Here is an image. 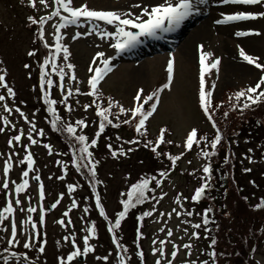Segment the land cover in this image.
<instances>
[{
	"label": "rangeland",
	"instance_id": "1",
	"mask_svg": "<svg viewBox=\"0 0 264 264\" xmlns=\"http://www.w3.org/2000/svg\"><path fill=\"white\" fill-rule=\"evenodd\" d=\"M77 2L83 3L84 0H77ZM158 2L159 0H87L89 6L97 10L133 14L139 12V9L133 7L136 4L154 5ZM50 3L54 6V0H50ZM198 7L202 9L204 17L199 19L197 25L185 30L180 42L172 49L153 55H141L140 58H136L137 55L129 56L125 52L112 62V71L99 85L102 101H96L102 102L104 107L107 106L109 97L119 101L125 108L134 107V98L141 89H143L141 94V102H143L144 96L167 83V61L174 58L173 81L170 90L165 89L159 94L157 110L146 121L147 135L145 137L141 138L135 131L134 123L132 125L120 123L121 126L117 128L113 125L119 121L113 119V128L109 127L102 133L98 139V145L89 149L94 155L91 162L99 161L96 165L97 176L92 179L91 175L86 177L85 168L77 170L75 164L70 163L72 150L63 142V135L52 128L51 116L46 111L39 87L40 65L47 52L43 50V41L38 38L37 26L31 24L28 17L30 15L46 16L52 7L44 8L39 5V0H37V8H32L28 0H0V62H2L0 70L6 69V82L16 93L15 97H12L7 94L6 89L0 88V95L5 96V100L0 101V129H3L0 131V211L6 206L9 194L13 201L17 198L21 201L19 205L13 203L16 211L12 216L6 214V218L0 221V252H4L7 247L9 250L3 253L4 257L11 256L12 252L17 253L15 259L9 258L8 264H29V262L58 264V257L66 258V255L73 250L70 240L65 241L63 237L74 235L76 244L83 250V236L93 223L97 226V235L92 236L89 243L94 246L95 252L77 257L78 264H118L121 255L128 257L130 264H155L156 259L161 257L157 256L153 249L159 246L160 240L165 241L161 264H165V261L169 259L173 261V264H183L185 260H196L200 264L203 260L209 259L212 264L208 253L212 250L210 239L213 237L218 240L215 248L218 253V264H264V214L261 212L249 211L243 215L240 210L234 209L240 219L234 222L230 229H228V222L220 224L215 221L216 216L210 212L208 213L209 225L213 226L209 229L202 225L198 230L200 238L190 239L193 231L192 224L201 223L202 214L208 208L203 201H193L191 197L195 189L205 182L206 174L203 173V166L208 157H205L203 152L206 146L211 147L210 141L215 136L212 123L208 122L199 105L200 45L204 46L205 51L213 52L214 56L219 57L221 61L218 75L215 70H212L211 75L206 74L205 77L206 88L213 82L216 85L213 90V104L219 107L213 110L212 115L220 130H222V121H226L223 120L227 117L224 115L225 112L230 113L231 122L234 123L233 128L237 125V120H245L234 111L235 109L233 110L234 99L230 101L229 98L236 91L255 83L260 75L254 66L248 65L239 58L237 45L244 47L248 54L264 60L263 47L261 48L263 52H260L256 49V44L252 47L242 40L256 38L264 46V20L233 22L236 26L235 30L250 29L261 33L237 37L233 27L217 25L215 20L220 17L221 12H228L238 6L223 5L219 0H208L207 5ZM242 7L254 8L255 6ZM58 19L53 17L45 25V40L50 44L55 43L54 26L57 25ZM98 23L104 26L103 22ZM61 31L64 42L71 52L69 62L76 66L77 80L72 81L66 76L63 82L65 89L61 91L58 87L60 81L56 80L50 64L45 71L51 73L50 78L54 81L50 90L51 98L58 100L57 112L64 122L75 126L76 121L81 119L85 121L87 127L77 128L79 132L77 135L84 133L91 139L98 131L99 117L93 104L95 98L84 95L90 90L87 86V79L92 74L89 68L102 66L98 60L93 63L97 59L98 51H105L107 55L113 56L115 53L106 41H102L95 34L81 35L78 39H71L77 31L82 33L91 31V22L82 19L81 25H69L67 29ZM32 51H35L36 55L29 56L28 53ZM60 65L63 66V61ZM247 74L249 76L244 77ZM69 86L72 87L73 92L67 101L72 108L70 113L67 111V105L60 103ZM76 87L80 88V93H76ZM150 103L144 105L145 108H148ZM5 104L12 111H7ZM84 105H91V107L85 109ZM17 108L24 113V116L16 111ZM112 112L117 113L118 109L114 106ZM5 117L9 120L7 125L4 124ZM125 118V114L121 113L120 121ZM32 123H35L37 129H43V136H40L37 131H32ZM193 128L198 130L197 139L200 144L194 142L193 147L187 149L185 148L186 138ZM161 129L166 130L164 139L172 143L160 144L157 149L160 148L163 153L169 150L170 155L180 156L174 166L167 155L163 157L155 153L156 156H160L158 160L154 157L151 148L143 146L146 140H156ZM30 131H32V138L38 142L35 145H32L28 139ZM21 132L23 133L21 141L8 143L13 136L20 135ZM246 134L249 135L245 136ZM203 136H207L209 140L204 141ZM235 136L239 137L238 149L244 169H251L250 172L243 171L241 183L244 184L245 190L251 192L252 197L254 196L253 200L249 199L252 204H255L264 197V157L260 156L264 153V139L263 136H256L253 131L243 132L241 136L236 133ZM129 140L140 142L129 144L127 143ZM69 141L73 143L75 140L72 137ZM109 143L112 145L111 150L107 147ZM45 145L51 146V152L44 147ZM75 146L78 149L77 142ZM121 148L125 155L116 157L111 155V151ZM129 148L132 151H128ZM29 151L35 160L33 170L27 168V161L21 163ZM252 155L257 158L253 160ZM7 160L11 161L12 168L5 173L4 167ZM85 162L80 161L81 164ZM65 164L67 168L64 167ZM24 171H29L27 177L29 186L24 192L16 194L15 183L23 182ZM160 172H167V175L160 177ZM36 176L40 179L36 180ZM151 176L161 179L160 186L154 193L148 194L149 199L143 204L144 208L140 212L136 209L131 210L122 222L121 229L116 230L120 243L129 249L127 253H122L112 242L113 234L107 230L108 221L100 216L99 209L95 207L96 192L100 194L108 219L114 223L115 214L122 210L121 201L127 199L131 184ZM87 178L95 185L89 183ZM96 179L101 183L96 184ZM5 181L9 183L8 189L3 188ZM40 184L44 185L43 198L39 194ZM68 184L74 185L73 190H68ZM181 195L184 197L182 204H177L176 197ZM152 196H155L154 200ZM73 202L77 207H72ZM254 204L252 207L255 209ZM29 207L35 208L36 211L29 213ZM85 208L88 209L87 212L84 211ZM144 211H151L152 215L145 217L143 221L138 220ZM188 211L193 212L194 215L187 216ZM168 213L172 215L169 216ZM41 214L44 216L43 221L39 220ZM29 215L32 217L31 223L37 224L36 228L25 225L24 221ZM62 220L63 224L60 223ZM13 222L17 225V239L21 240V244L8 245L7 240L11 239ZM26 229H29L35 237L33 243L36 247L34 248L22 247L24 237L28 235ZM137 229L142 233L139 238V247L134 243L137 240ZM185 229L188 235H185ZM169 230L173 234L171 237L167 236ZM37 232L38 237L35 236ZM184 244L192 245L191 256L188 255L189 250L183 247ZM39 246L45 247L44 253L37 250ZM174 246H178L175 258L171 256L172 251L177 250ZM13 248L23 251V254H19ZM140 251L144 253L143 261L138 255ZM24 254H27L26 258ZM104 256H108L109 260H97V257Z\"/></svg>",
	"mask_w": 264,
	"mask_h": 264
},
{
	"label": "snow or ice",
	"instance_id": "2",
	"mask_svg": "<svg viewBox=\"0 0 264 264\" xmlns=\"http://www.w3.org/2000/svg\"><path fill=\"white\" fill-rule=\"evenodd\" d=\"M219 2L223 5L228 6H238L233 8L228 12H221L220 17L215 20L217 25L221 26H229L233 27L235 31V35L237 37H248L251 35H260L259 31L253 30H235V25L233 22H251L257 20H264V0H219ZM28 3L32 8H37V0H28ZM208 0H159L156 4H136L133 7L139 9V12L133 14L131 12H117V11H108V10H97L96 8L90 7L87 3V0H84L83 3H78L77 0H54V6L50 3V0H39V5L44 8L52 7V10L46 16H29L28 20L31 24L37 26L38 38L44 42L45 49H49L50 45L47 40H45V25L53 19V17H57L58 23L54 26V38L55 44L51 46L53 48L43 59V63L40 65V76H39V87L43 89V102L44 105L47 106V111L51 113V126L54 130L58 132H66L70 136L74 138V140L78 143L79 147L73 145L72 147V156L73 163L75 164L77 170L83 168H87L88 172L91 174V178L95 179L97 176L96 165L99 164V161H95L92 163L91 161L94 158L93 152L89 149L93 146L98 145V139L102 133H104L106 125H113V119L119 121V123L114 124V127H119L120 123L123 124H133L135 131L140 135L141 138L147 135L146 121L153 113L157 110V106L160 101V93L165 89H171L172 81H173V69H174V58L169 59L167 61V83L163 84L161 87L153 91L151 94L143 97V102H141V94L143 93V89L139 90L137 95L135 96V106L131 108H125L120 104L119 101H114L111 97L107 100V106L104 107L103 103H97V100L102 101V93L99 87L100 82L105 78V76L112 71V62L116 59V57L121 56V54L126 51H131L135 49L138 45H140L143 38H160L159 34L162 33H170L175 31L177 28L181 26V24L193 14V11H200L198 5L207 4ZM242 6H255L254 8H244ZM86 22H91V31H84L83 33L77 31L71 39H78L81 35H92L100 37L102 41H106L109 44V47L114 51L115 55H107L105 51H98L96 53V60L93 63H96L97 60L102 65L100 67L89 68V72L92 73L87 79V86L90 89L88 92L84 93V95H90L94 97L93 104H95L96 114L99 117L98 131L95 133V137L91 138L89 143V137L85 134L77 135V128L87 127L84 120H78L75 122V126L72 123H66L62 120L61 116L57 112V104L58 100L51 98V89L53 86V79L50 78L51 73L45 71V69L51 64V68L53 72H56L59 76L60 83L58 87L61 91H64V80L65 77L68 76L70 80L76 81V73H75V65L70 61L71 52L68 45L64 42L62 31L63 29H67L69 25H78L81 20ZM103 22L104 26H101L100 23ZM238 55L243 61L247 62L248 65L254 66L260 73L255 83L249 84V86L240 89L233 93L232 97H230V101L234 99V103L232 104L233 110L235 108L248 109L253 106L264 105V60H261L260 57L250 55L245 51L244 47L237 45ZM29 56L36 55L35 51L29 52ZM58 59H62L63 66L57 63ZM2 63V62H0ZM220 58L214 56L213 52L205 51L204 46L200 45V53H199V105L203 109L204 114L207 119L211 121L212 127L216 129V133L214 138L210 141L211 148L216 149L217 145L220 144L222 140V135L219 129L216 126V121L213 118L212 112L215 108L219 107L218 105L213 104V90L215 89V82L211 84L210 87L206 88V74L211 75L212 70H215L217 75L219 73L220 66ZM28 67V65H25ZM67 70V71H66ZM7 71L6 69L0 70V88H4L7 90V94L9 96L15 97L16 93L13 88L10 87L6 82ZM76 93H80V88H75ZM72 87L66 91V95L63 96V99L60 103H64L67 105V111L70 113L72 111L71 105L67 104L68 97L72 96ZM5 96L0 95V101H4ZM148 108H145L144 105L149 104ZM118 109L117 113H113L112 109ZM7 111H12L7 107V104L4 105ZM85 109L91 107V105H84ZM17 112H20V109H16ZM125 114L126 118L120 121V114ZM21 116H24L23 112H20ZM225 117L228 115L227 112L224 113ZM112 117V118H110ZM25 119L27 117L25 116ZM4 124H9V120L7 117L4 119ZM3 131V129H0ZM32 131H37L40 136L44 135L43 129H37L35 123H32ZM32 131L28 133V139L32 145L37 144L38 142L32 138ZM164 129H161L160 135L156 140H146L143 144L145 148H151L153 152H156L157 155H161L162 153L157 152V148L160 144L168 143L171 144V141H166L164 139L165 134ZM20 135L13 136L8 143L12 144L14 141H21ZM198 130L193 128L189 134L187 135L185 148L191 149L193 147L194 142L198 141ZM119 139V138H118ZM202 139L204 141H208L209 138L207 136H203ZM140 141L138 140H129L127 143L129 144H137ZM51 152V146L45 145ZM107 147L111 150L112 145L109 143ZM77 151L79 156L77 157ZM128 151H132L131 148ZM126 153L121 148L119 150L111 151V155L116 157L117 155H125ZM167 155V158L171 161L174 166L176 161L180 159V156L170 155L167 153H163ZM212 153L203 152L205 157L210 156ZM182 155V154H181ZM27 161V168L29 170L34 169L35 160L33 158V154L29 151L28 154L23 158L21 163ZM80 161H86L81 164ZM67 168V164L64 165ZM12 168V163L10 160L5 161L4 172L8 173ZM245 172H250L251 169H244ZM212 166L210 163H206L203 166V173L206 174L204 177L205 182L201 184L200 187H197L194 191V195L191 197L193 201H200L204 196L206 189L210 186L208 181L211 180L212 176ZM160 177H164L167 175V172H160ZM29 176V171L23 172L22 183H15V193L19 194L24 192L25 189L29 186V181L27 177ZM63 178V177H61ZM36 180H39L40 177L36 176ZM96 184L101 183L98 179H96ZM154 183V186L150 188V184ZM161 179H158L156 176H151L147 178H141L136 183L131 184L130 191L127 193V199L121 201L123 206L122 210L117 212L114 217V223L112 220L108 219V215L106 213L105 207L101 202V197L99 192H96L95 196V207L99 209L100 216L104 217L105 220L108 221L107 230L111 232L112 242L116 245L117 249H120L122 253H127L129 249L125 248L123 244L120 243V240L116 234L117 229H121L122 222L126 219V217L130 214V211L135 209L136 205L144 204L146 200L149 199V193H154L156 188L160 186ZM254 183V182H253ZM3 188L8 189L9 183L5 181L3 183ZM67 188L69 191L73 190L74 185L68 184ZM95 191V188L93 189ZM40 197H44V185L40 184ZM166 195V193L164 194ZM155 199V196L152 197ZM162 198V197H161ZM184 197L177 196L176 203L182 204V200ZM247 199V197H245ZM158 202V201H157ZM13 203L19 205L21 203L20 199H15L13 201L11 199V194H9V199L7 200L6 206L3 207V210L0 211V221H3L6 218V214L8 216H12L16 209L13 207ZM59 203V201H57ZM55 207V205H53ZM72 207H77L76 203H72ZM255 209L264 210V198H261L258 203L255 204ZM36 211L35 208L29 207L28 212ZM85 212L88 211L87 208L84 209ZM175 211V209H173ZM213 209L211 207L204 210L202 214V222L192 224L193 231L191 233V238H200V232L202 225L207 226L209 224L208 213L212 212ZM179 214V213H178ZM151 211H144L138 217V220L143 221L145 217L151 216ZM169 216L172 213H168ZM193 212L188 211L187 216H193ZM67 216V213H65ZM40 221L44 220V216L41 214L39 217ZM32 217L31 215L24 221L25 225H30V228H36V223H31ZM70 222V221H69ZM61 224L64 221H60ZM189 223H191L189 221ZM28 235L24 237V242L22 247L24 249H30L36 247L33 243V239L35 238L29 229H26ZM164 231V229H161ZM185 235H188L187 229L184 230ZM17 225L15 222L11 225V239L7 240L8 245L13 244H21V240L17 239ZM97 235V226L95 223L92 224L91 227L87 229L86 234L83 236V250L81 247L76 244V238L74 235L71 237L65 236L63 239L65 241L71 242L73 245V250L70 251L66 258L65 256L58 257V264H78L77 257L83 255H87L89 253H94L95 248L92 244L89 243L92 236ZM173 234L169 230L167 232V236L171 237ZM36 237L39 236L37 232L35 234ZM142 236V233L139 229H137V240L134 241L137 247H139V238ZM46 243V241H45ZM164 240L159 241V246L153 249V252L157 254V256L161 257L156 259L155 264H161V259L164 254ZM218 244V240L216 238L210 239V248L212 249L208 256L211 258L212 264H218V253L215 250ZM177 250L172 251L171 256L173 258L176 257L178 246H174ZM183 247L188 251V255L191 256V244H184ZM6 252L9 250L7 247L4 249ZM40 253L45 252L44 246H39L37 249ZM17 255L16 252H12L11 256L15 257ZM25 258L27 254H24ZM140 260H144V253L140 251L138 253ZM108 261L109 257H97V260ZM9 257L5 256L4 261L5 264H8ZM31 264V262H29ZM118 264H130V259L124 255H121L118 261ZM165 264H173L171 259L166 260ZM183 264H198L196 260H185ZM200 264H210L209 259H205Z\"/></svg>",
	"mask_w": 264,
	"mask_h": 264
},
{
	"label": "trees",
	"instance_id": "3",
	"mask_svg": "<svg viewBox=\"0 0 264 264\" xmlns=\"http://www.w3.org/2000/svg\"><path fill=\"white\" fill-rule=\"evenodd\" d=\"M236 112L240 117L245 118V120H237V125L233 128L234 123L231 122V115L228 113L227 117L223 119L226 121H222V130H220L222 140L220 144H218L215 150L209 145L204 148V152L207 151L212 153L208 158L210 159L209 163L212 166L213 172L211 180L208 181L210 186L206 189L201 201H203L208 208L211 207L213 209L211 213L216 216L215 221H218L220 224L229 223L228 229L232 228V224L240 219L239 216L235 214L237 210H240L243 215L249 211L253 213L261 212L264 214V210H257L252 207L254 203L252 204L249 198L253 200L254 196L252 197L250 194L251 192H247L244 188V184L241 183L244 176V166L238 149L239 137L235 136L236 133L241 136L243 132L247 133L248 131H253L256 136H263L264 139V105L253 106L248 109H243V111L240 110ZM247 135L249 134L245 136ZM260 156L264 157V153ZM251 158L254 160L257 157L252 155ZM253 160H251V162ZM85 173L86 177L87 175H91L86 168ZM254 194L255 192L253 195ZM245 197H247V199H245ZM142 206L143 204H139L136 208L139 210ZM3 253L4 252H0V264H5L4 259L3 262H1L2 256L4 255Z\"/></svg>",
	"mask_w": 264,
	"mask_h": 264
},
{
	"label": "bare ground",
	"instance_id": "4",
	"mask_svg": "<svg viewBox=\"0 0 264 264\" xmlns=\"http://www.w3.org/2000/svg\"><path fill=\"white\" fill-rule=\"evenodd\" d=\"M226 27H229V26H226ZM242 40H245L246 43L249 46L251 45L252 47H254V45L256 44L257 45L256 49H259L260 52H263L262 49H264V46H263V44H262V42L260 40H257L256 38H248V39L246 38V39H242ZM250 72H252V70ZM248 76H249V74L245 75L244 77H248ZM251 76H252V74H251Z\"/></svg>",
	"mask_w": 264,
	"mask_h": 264
}]
</instances>
